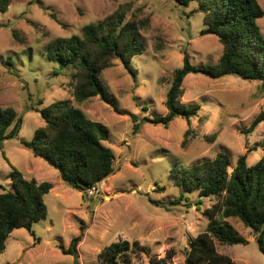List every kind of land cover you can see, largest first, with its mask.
Listing matches in <instances>:
<instances>
[{
    "label": "rangeland",
    "instance_id": "1",
    "mask_svg": "<svg viewBox=\"0 0 264 264\" xmlns=\"http://www.w3.org/2000/svg\"><path fill=\"white\" fill-rule=\"evenodd\" d=\"M259 2L264 9V0ZM123 4L129 5L127 19L149 18V23L140 28L144 51L132 60L134 73L114 59L101 74L119 109L98 96L77 102L73 68L56 73L59 65L47 58V47L58 37L82 35L86 25L103 21ZM197 7V1L186 7L174 0H12L7 12L0 11V105L14 107L23 117L19 135L0 146V192L16 191L15 169L26 180L53 184L44 196L47 215L32 231L11 233L0 264H73L74 254L65 250L79 236V264H100L101 251L120 240L132 244L125 264H185L187 248L210 222L205 210L217 198L184 191L171 178V169L213 159L219 152L230 156L231 167L246 152L249 165L264 155V121L248 131L264 110L259 80L190 73L181 101L201 106L191 123L183 118L169 127L143 122L146 116L168 113L167 92L185 54L194 65L217 63L223 54L218 36L203 33L204 13ZM259 24L264 34V17ZM61 99L110 130L103 143L114 151L115 172L96 193L71 187L57 168L21 143L45 125L31 106L43 108ZM133 115L141 122L137 131ZM228 221L249 241L230 246L217 241L219 252L235 264H264L253 230L239 218Z\"/></svg>",
    "mask_w": 264,
    "mask_h": 264
},
{
    "label": "trees",
    "instance_id": "2",
    "mask_svg": "<svg viewBox=\"0 0 264 264\" xmlns=\"http://www.w3.org/2000/svg\"><path fill=\"white\" fill-rule=\"evenodd\" d=\"M174 1L186 7L197 1V12L204 13L206 23L203 33L218 36L224 51L217 63L206 65H194L185 54L184 64L175 70L167 92L168 113L143 118V122L165 127L177 118L191 123L198 115L201 108L198 103L181 101L183 82L190 73L211 78L238 75L259 80L264 88V34L259 24L264 9L259 0ZM11 2L0 0V11L7 12ZM128 8V4H123L103 21L86 25L82 35L58 37L48 45L47 58L59 65L56 73L63 68H73L72 88L77 102L98 96L119 109L101 74L112 66L114 59L134 73L132 60L144 51L140 28L149 23V18L127 19ZM41 103L40 100L37 104ZM30 109L41 114L45 125L35 130L31 140L21 139V143L57 168L68 185L84 192L115 172L114 151L103 143L110 134L105 124L89 119L68 99L54 101L43 108L33 105ZM132 118L137 131L141 122L136 115ZM263 121L264 110L255 117L248 131H253ZM22 124L23 117L14 107L0 105V146L6 139L19 135ZM188 134L189 130L184 146L189 143ZM248 155V152L241 155L234 167H231L230 156L219 152L213 159L189 166L176 164L171 169V178L184 191L217 198L213 206L205 210L210 222L187 248L185 264H197L199 260L209 264H235L231 256L219 252L217 241L230 246L246 244L249 240L239 234L229 218H239L253 230L264 254V155L253 165L248 164ZM13 177L16 191L0 192V254L14 230L32 231L34 223L47 215L44 196L53 188L49 182L24 179L17 169ZM80 240V236L73 239L65 253L77 250ZM131 247L129 240L112 243L101 251L100 264H125Z\"/></svg>",
    "mask_w": 264,
    "mask_h": 264
},
{
    "label": "built area",
    "instance_id": "3",
    "mask_svg": "<svg viewBox=\"0 0 264 264\" xmlns=\"http://www.w3.org/2000/svg\"><path fill=\"white\" fill-rule=\"evenodd\" d=\"M97 190H98V185L97 186H93L91 188H88L86 191H87V193L93 194V193H96Z\"/></svg>",
    "mask_w": 264,
    "mask_h": 264
},
{
    "label": "water",
    "instance_id": "4",
    "mask_svg": "<svg viewBox=\"0 0 264 264\" xmlns=\"http://www.w3.org/2000/svg\"><path fill=\"white\" fill-rule=\"evenodd\" d=\"M74 254V263L73 264H79V254L77 253V250L73 252Z\"/></svg>",
    "mask_w": 264,
    "mask_h": 264
}]
</instances>
